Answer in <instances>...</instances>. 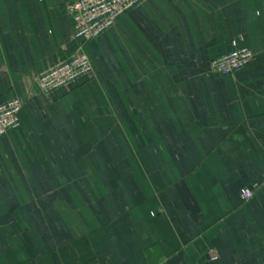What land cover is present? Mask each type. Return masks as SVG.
I'll return each mask as SVG.
<instances>
[{"label":"crops","instance_id":"1","mask_svg":"<svg viewBox=\"0 0 264 264\" xmlns=\"http://www.w3.org/2000/svg\"><path fill=\"white\" fill-rule=\"evenodd\" d=\"M70 1L0 0V264H264V0H146L88 42Z\"/></svg>","mask_w":264,"mask_h":264},{"label":"built area","instance_id":"2","mask_svg":"<svg viewBox=\"0 0 264 264\" xmlns=\"http://www.w3.org/2000/svg\"><path fill=\"white\" fill-rule=\"evenodd\" d=\"M146 0H71L66 11L73 22V37L88 42L110 29L124 12ZM254 53L247 48H235L209 63V70L220 75H232L252 63ZM92 67L87 55L78 50L69 59L59 62L35 79L39 91L45 95L66 89L78 80L88 77ZM22 101L14 98L0 104V138L19 125ZM250 190H243L241 197L248 200ZM214 259V258H213Z\"/></svg>","mask_w":264,"mask_h":264}]
</instances>
